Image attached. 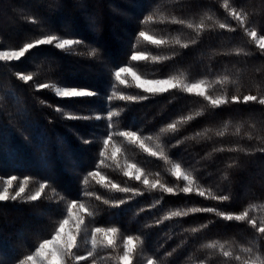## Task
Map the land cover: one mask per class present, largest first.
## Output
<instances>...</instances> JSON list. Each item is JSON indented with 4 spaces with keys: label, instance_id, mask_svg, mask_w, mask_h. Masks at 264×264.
<instances>
[{
    "label": "trees",
    "instance_id": "trees-1",
    "mask_svg": "<svg viewBox=\"0 0 264 264\" xmlns=\"http://www.w3.org/2000/svg\"><path fill=\"white\" fill-rule=\"evenodd\" d=\"M232 8L243 17L244 27L230 16ZM188 23L194 27L188 28ZM201 23L203 29L195 27ZM221 23L236 31L221 29ZM139 31L167 42L152 45L139 37ZM247 31L264 35V0H0V50H18L48 35L84 42L64 50L41 45L19 60L0 61V187L13 176L9 195L24 187L15 200L0 201V264H19L43 239L54 235L76 199L94 213L85 216V233L95 226H118L120 247L123 236H140L134 239L133 264H145L153 255L157 264H243L257 255L264 259V235L247 219L225 221L215 213L189 211L214 207L234 214L248 212L257 224L264 222V105L242 102L249 94L264 98V55ZM133 51L148 59L132 61ZM119 66L131 67L147 79L203 80L206 95L227 97L229 102L213 108L202 97L176 89L153 95L130 80L121 86L113 75ZM18 74L33 79L25 83ZM42 84L50 87L40 88ZM66 85H79L98 95L58 97L54 88ZM122 94L148 99L122 101ZM232 96L241 102L233 103ZM109 112L118 114L109 121ZM69 115L91 119L70 120ZM189 115L191 121L180 122ZM168 123H177L178 130L162 131ZM132 129L151 135L152 140H145L148 147L156 150L162 144L174 162L196 177L194 192L199 185L229 199L184 194L183 181L171 175L170 164L149 157L125 138L114 135L104 148L109 133ZM114 147L119 149L115 161ZM100 151L105 156H99ZM125 160L143 167L150 181L159 179L174 187L176 194L150 190L124 176ZM97 169L104 184L112 180L143 195L112 207V201L131 193L110 190L91 177L85 184L87 172ZM41 184L46 185L42 192ZM38 192V199L31 200ZM85 193L99 194L110 203ZM170 211H188V215L162 220ZM86 239V235L78 237L82 253L90 249ZM213 243L215 249L207 247ZM220 245L233 256L224 257ZM142 248L146 250L140 255ZM248 248L252 253L245 251ZM95 264H117L116 254L100 249Z\"/></svg>",
    "mask_w": 264,
    "mask_h": 264
},
{
    "label": "snow or ice",
    "instance_id": "snow-or-ice-1",
    "mask_svg": "<svg viewBox=\"0 0 264 264\" xmlns=\"http://www.w3.org/2000/svg\"><path fill=\"white\" fill-rule=\"evenodd\" d=\"M227 8V5H225ZM230 16L242 27H244V19L243 17L237 12L236 8H232L230 10ZM148 20H152V17L149 16ZM147 22V21H145ZM172 23L183 25L185 22L183 20H173ZM188 28H193L194 25L191 23L187 24ZM198 29H203V23L199 25H195ZM221 29L226 27L229 28L230 31H236L235 28H231L228 25L221 23L219 25ZM247 35L252 38L253 41L258 40L257 47L261 49V54L264 55V35L257 36L256 31H247ZM139 37L143 38L144 40L148 41L152 45H163L167 41L164 39H157L156 37L148 35L145 31H139ZM84 42L80 39H62L57 35H48L41 39H36L34 42L26 43L23 47L19 48L15 51H0V61H11V60H19L21 57H24L25 53L29 52V50L36 48L37 46L41 45H54L56 49L64 50L69 49L73 45H81ZM177 44L180 43L179 40L176 41ZM195 43V41H193ZM188 44H183L182 47L187 48ZM93 55L95 52L93 51ZM130 58L132 61H144L147 60L148 57L144 53L139 52H131ZM154 60L160 59L158 56L152 57ZM19 75V74H18ZM114 78L120 84L127 83L126 76L131 75L132 80L135 83V87L138 89H142L145 93H151L153 95L157 93H165L168 92L170 89H176L186 93H194L196 96L202 97L204 100L208 101V103L213 108H218L222 105L227 104L228 98L227 97H218L212 98L210 95H206L205 91L202 89V85L205 83L203 80H199L196 82H184L180 78L171 76L168 78L163 79H141L140 76L136 74V72L127 66H119L116 67L113 72ZM19 79L24 81L25 83L31 81L33 79L30 75H19ZM40 88H48L50 85L42 84L39 85ZM56 95L61 98L66 99H77V98H85V97H93L98 95L95 90L83 88L79 85H66L63 87H56L55 88ZM107 100H111V97H106ZM120 100H133V101H140L148 99L147 96H126L120 95ZM231 101L233 103H240L241 99L237 96H232ZM242 102L247 104L249 102H256L260 105H264V98H258L255 95H245L242 98ZM56 111H61L60 107L56 108ZM116 112H109L107 114V119L109 121L112 120L114 115H117ZM68 119L76 120V119H83L89 120L91 119L90 115H69ZM96 120H100L101 116L97 115L95 117ZM193 117L191 115L187 117H182L180 122L184 120L191 121ZM109 128H111V124H109ZM171 130L173 133L176 132L177 123H168L165 129L162 131ZM119 136L125 138L129 141V143L138 145L149 157L157 158L163 161L166 164H170V172L173 177L176 178L177 181H183V186L180 188V191L184 194H195L200 197H207L210 196L214 200L219 201H226L229 199L227 195H213L207 189H201L199 185H197L195 192L193 189V185L197 184L196 177L192 175L191 172L185 170L181 163L174 162L173 159L164 151V147L162 144L156 145V150H153L151 147H148L145 144V140H152L153 137L149 136H142L139 134L135 129L132 130H123L118 131L115 133H109L107 138L103 141L104 148L106 149L109 142L112 141L113 136ZM85 143H89V141H84ZM180 141H177L179 144ZM264 151V149H261ZM119 149L114 147L112 152V159L116 160V154ZM99 156H105V151H100ZM103 162V161H102ZM117 167H120L119 163L117 162ZM123 175L126 177H130L135 181L141 182L145 188L150 190H156L159 188L165 194H176V189L172 186H167L160 182L159 179L155 181H150L147 178L146 170L138 166L135 163H129L125 160L123 165ZM157 175H159L157 173ZM87 177H91L92 179L96 180L97 184H102L105 187H109L110 190H115L116 192L128 194L131 193V197H124L118 200H114L111 202V206L115 208H119L120 206L129 202L132 197L143 195V192L139 189L130 188V187H120L117 183H114L112 180H108L106 184H104L105 177L97 170H91L87 172V176L84 179V183L87 184L88 180ZM16 179L15 176L12 177L11 180L7 181V184L10 186L12 180ZM46 187L45 184L40 185V191L42 192ZM24 192V187L21 186L19 191L15 192L14 195H9V188L5 187V189L0 192V201H6L8 199L15 200L17 197ZM40 193H36L35 195L31 196L30 199L35 201L38 199ZM86 196L94 195L95 199L101 201L104 204H109L110 201L104 199L101 195L96 193H85ZM73 209H78V212L74 213ZM189 211L195 213H215L217 216L221 217L225 221H244L248 220L249 224L253 229H255L258 233L264 235V222L257 224L256 220L251 219L249 217L248 212H241L240 214L228 213L223 211H218L214 207H194L191 208ZM94 213L89 211L86 205L83 202H80L79 199L73 200L67 209V218H62L59 221L58 227L55 229V233L53 236L47 239H43L42 242L39 243L38 247L34 248V251L24 256L22 260L19 261V264H80L82 261H90V264H95V257L98 254L100 249H108L112 253L116 254L117 264H133L134 260L136 259V251L134 247V239L139 240L140 236L136 235H125L122 238V247L118 243L116 239V235L121 231L120 227L113 226V227H105V226H95L92 227L90 232L85 233V228L87 227L85 222V216H93ZM188 215V211H170L166 215L162 217V220H170L173 217H184ZM70 220H74L73 227L65 231V226L70 223ZM161 221H157L159 223ZM207 227V225H204ZM197 231L196 228L192 229V232L195 233ZM87 236L86 243L90 244V249L86 252L79 251V243L78 237ZM143 244L144 241H141ZM210 249H215L216 244H208L207 246ZM146 249H141L140 255H143ZM220 251L224 257H231L233 253L225 251L224 245H220ZM248 253H252V249L248 248L245 249ZM171 255V253H168ZM237 261L240 260V256L236 255L234 257ZM145 264H157L156 257L149 256L145 261ZM243 264H264V259H261L260 255L255 256V258H249L245 260Z\"/></svg>",
    "mask_w": 264,
    "mask_h": 264
},
{
    "label": "rangeland",
    "instance_id": "rangeland-1",
    "mask_svg": "<svg viewBox=\"0 0 264 264\" xmlns=\"http://www.w3.org/2000/svg\"><path fill=\"white\" fill-rule=\"evenodd\" d=\"M259 37V36H258ZM256 42V44H258V40L257 41H255ZM0 51H15V50H9V49H5V50H0ZM138 75V74H137ZM139 76V75H138ZM141 79H147V78H143V77H141ZM132 81V84L135 86V83L133 82V80H132V76L131 75H127L126 76V81ZM185 82V81H184ZM125 84H127V83H125ZM125 84H121V86H126ZM206 84L204 83L203 85H202V89L206 92ZM54 91H55V88H54ZM56 93V92H55ZM192 94H194V93H192ZM5 187H8V184H7V182H4V184L0 187V192H2L4 189H5ZM73 223H74V220H70V223L68 224V225H66L65 226V231H68V229H70V228H72L73 227ZM53 236V235H52ZM89 244V243H88ZM90 245V244H89Z\"/></svg>",
    "mask_w": 264,
    "mask_h": 264
}]
</instances>
